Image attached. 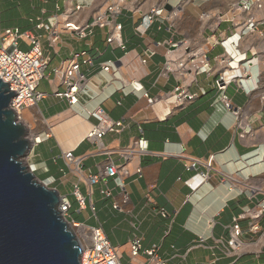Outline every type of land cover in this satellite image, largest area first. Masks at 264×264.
Segmentation results:
<instances>
[{
	"label": "crops",
	"instance_id": "obj_1",
	"mask_svg": "<svg viewBox=\"0 0 264 264\" xmlns=\"http://www.w3.org/2000/svg\"><path fill=\"white\" fill-rule=\"evenodd\" d=\"M256 1L132 0L114 19L121 27L123 47H118L106 42L112 24L91 26L81 38L64 29L67 23L91 24L109 0H3L32 10L24 32L38 36L48 59L38 85L45 98L25 111L32 133L41 138L40 144H31L27 166L38 181L71 197V219L84 224L74 218L84 214L91 221L88 227H101L120 250L121 264L147 261L143 254L130 256L134 236L142 251L155 247L157 257L168 264H264V216L258 234L248 233L247 222H240L245 243L241 251L227 254L225 249L233 218L264 200L262 193L252 191L264 189V0L261 9L250 12L237 7ZM76 4L81 7L77 13ZM156 7L161 15L148 22L147 15ZM249 17L258 23V31L245 28ZM38 21L50 30H36ZM52 32L57 35L53 44ZM82 51L91 63L80 65L86 83L77 95L78 104L70 106L55 96L60 85L53 69L65 68ZM102 65H109L110 71H103ZM217 83L224 89L218 90ZM177 89L192 98L178 104ZM144 93L155 99L153 105ZM222 95L244 114L250 127L244 138H239L236 119L224 107ZM97 108L124 125L103 137L102 150L86 139L97 120L84 111ZM139 137L146 149L128 162L125 211L112 208L113 202H121L113 178L90 187L79 183L85 197L80 210L71 196L78 178L64 155L82 157L83 173L95 174L110 162L120 165L119 151ZM210 157L214 170L236 177L245 187L221 182L214 172L198 184L197 175L207 169L187 170L185 159L205 162ZM101 188L112 198H104Z\"/></svg>",
	"mask_w": 264,
	"mask_h": 264
},
{
	"label": "built area",
	"instance_id": "obj_2",
	"mask_svg": "<svg viewBox=\"0 0 264 264\" xmlns=\"http://www.w3.org/2000/svg\"><path fill=\"white\" fill-rule=\"evenodd\" d=\"M78 0H72L77 3ZM109 4L105 8L104 13L97 14L93 17L91 24L84 26L67 23L64 25L66 31L77 34L80 38L84 36L85 30L91 26H98L103 28L112 24V30L106 40L108 44L115 43L118 47H123L119 32L121 27L114 24V19L120 14L124 5L132 0H109ZM261 0L255 3H241L237 7L242 12H250L253 8L261 9ZM81 7L76 4L74 12H79ZM162 9L157 7L151 9L147 15V21L152 22L155 17L160 16ZM176 14L173 12L172 16ZM245 28L249 32L258 31V23L252 17L244 23ZM36 30H50L48 25L38 21L35 25ZM24 41L28 46V51H22L18 47V41ZM57 41L56 33H51L50 43L53 44ZM143 64L146 59L141 60ZM91 63V58L87 52H79L67 61L65 68H54L53 74L59 78V90L55 96L64 99L70 106L78 104V93L86 83V77L80 72V65ZM202 66L206 64L201 62ZM48 66V59L43 56L42 49L39 44L38 36L31 32H19L18 30H4L0 29V80L7 83L10 92H14L15 96L10 102V108L15 112L16 120L22 124L26 129V136L32 145L41 143V138L32 133L30 124L26 121L24 115L27 108L35 106L38 102L45 98V94L38 91L39 82L44 78V71ZM183 70L184 68L181 67ZM102 70L105 72L110 71L109 65H102ZM218 90H223L224 86L216 85ZM178 91V104L183 105L190 97L185 91L177 89ZM149 105H153L155 99L148 96L147 93L143 95ZM221 100L224 107L232 113L236 119V129L239 131V138H244L249 132L250 127L244 114L239 109H233L230 101L225 95H222ZM88 117H94L97 120L96 125L90 129L86 135V139L102 150L101 140L108 133L120 132L124 125L123 121H113L106 113L97 108L93 111L85 110ZM146 143L141 137L134 139L126 148L119 151V155L123 162L115 166L111 162L105 167H99L95 174H84L82 171V157H73L70 154L64 155L66 165L77 176V182L74 184L71 196L74 198L80 210L85 207V197L80 191V184L84 183L87 187L94 184H105L107 178H113L116 181L118 189V196L121 199L120 203L113 202L112 208L119 212H124V205L128 203V193L126 190L125 180L130 176L128 169V162L137 154L145 152ZM213 157L203 162L194 158L185 159V167L187 170H196L198 167H205L208 173H201L197 175L199 182H205L209 173L214 172L220 175V181L230 184L232 187L243 188L245 185L232 175L221 174L214 170L212 166ZM136 174L141 175V169L137 168ZM45 185V184H44ZM48 187L47 185H45ZM50 188V187H48ZM253 192L262 193L264 197V189L252 188ZM101 194L104 198H112L110 191L107 188H101ZM60 195V194H59ZM71 209V202L67 196L60 195V202L58 211L60 212L63 220L68 224L69 228L74 233L81 248L80 264H121L120 263V250L110 244L105 236L101 227H88L84 224L78 223L71 219L69 211ZM91 210L94 207L91 205ZM164 216V213L161 212ZM264 216V200L256 204L253 208L244 209L239 215L233 218L232 224L229 227V238L225 243L227 254L238 253L245 247L242 241V228L240 222L245 220L247 222L248 233L258 234L260 232V222ZM129 253L132 258L138 257L140 254L146 256L145 264H168L160 260L156 255L155 247L142 251L141 241L138 237L134 236L129 242Z\"/></svg>",
	"mask_w": 264,
	"mask_h": 264
},
{
	"label": "water",
	"instance_id": "obj_3",
	"mask_svg": "<svg viewBox=\"0 0 264 264\" xmlns=\"http://www.w3.org/2000/svg\"><path fill=\"white\" fill-rule=\"evenodd\" d=\"M0 80V264H80L81 248L58 211L57 190L23 166L31 148Z\"/></svg>",
	"mask_w": 264,
	"mask_h": 264
},
{
	"label": "rangeland",
	"instance_id": "obj_4",
	"mask_svg": "<svg viewBox=\"0 0 264 264\" xmlns=\"http://www.w3.org/2000/svg\"><path fill=\"white\" fill-rule=\"evenodd\" d=\"M32 13V10H29L26 7L9 5L8 3H4L3 0H0L1 31L4 32V30L6 29H18L19 32H24L30 26L29 20L33 16L31 15ZM18 47L22 51H28V46L22 40L18 41ZM21 162L26 167L27 159L23 158ZM64 192V189H62V193ZM69 199L72 202L71 197H69ZM74 218L76 220L83 221L86 226H88V224H91V221H88L87 217L84 214L81 216L75 215Z\"/></svg>",
	"mask_w": 264,
	"mask_h": 264
},
{
	"label": "bare ground",
	"instance_id": "obj_5",
	"mask_svg": "<svg viewBox=\"0 0 264 264\" xmlns=\"http://www.w3.org/2000/svg\"><path fill=\"white\" fill-rule=\"evenodd\" d=\"M24 117H25V115H24ZM21 160H22V159H21ZM22 164H23V163H22ZM23 166H24V164H23ZM26 167H28L27 164H26Z\"/></svg>",
	"mask_w": 264,
	"mask_h": 264
}]
</instances>
